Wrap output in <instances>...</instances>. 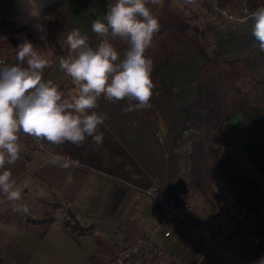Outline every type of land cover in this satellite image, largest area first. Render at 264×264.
Masks as SVG:
<instances>
[{"label":"crops","instance_id":"obj_1","mask_svg":"<svg viewBox=\"0 0 264 264\" xmlns=\"http://www.w3.org/2000/svg\"><path fill=\"white\" fill-rule=\"evenodd\" d=\"M114 2L0 0L8 64L18 63V45L27 39L51 62L43 78L71 96L75 86L58 63L68 53L60 45L78 27L95 47L100 38L91 23ZM152 7L160 30L174 25L192 33L208 17L197 0H165L162 9ZM113 43L123 57L127 45L119 38ZM207 56L197 49L153 75L147 108L125 112L131 101L102 97L95 111L107 117L99 128L103 145L97 150L91 138L80 147L59 145L62 156L78 164L52 163V153L19 134L20 158L6 165L15 190L28 203L50 196L62 209L41 229L37 222L28 232L7 233L0 222V264H104L116 243L140 234H148L163 255L134 256L124 264H253L264 256V133L237 113L220 129L212 128L194 106L195 71ZM152 183L192 200L210 236L148 197L144 190ZM65 211L86 230L72 231Z\"/></svg>","mask_w":264,"mask_h":264},{"label":"clouds","instance_id":"obj_2","mask_svg":"<svg viewBox=\"0 0 264 264\" xmlns=\"http://www.w3.org/2000/svg\"><path fill=\"white\" fill-rule=\"evenodd\" d=\"M164 2L115 0L91 23V32L100 38L95 47L80 28L67 32L60 47L68 55L58 63L75 86L71 96L66 97L52 80L43 78L51 62L27 39L18 45V63L0 66V194L9 201L21 199V192L14 188L13 172L6 167L16 165L20 158V133L52 145L76 147L91 138L98 150L104 141L99 128L107 118L95 111L102 97L109 102L131 101L125 112L149 106L155 85L153 60L146 51L161 27L152 6L162 9ZM252 20V35L264 53V6L252 13ZM117 38L127 45L123 57L113 43ZM51 162H62L59 166L63 168L78 164L59 154ZM14 210L29 211L19 204H14ZM253 264H264V256Z\"/></svg>","mask_w":264,"mask_h":264},{"label":"trees","instance_id":"obj_3","mask_svg":"<svg viewBox=\"0 0 264 264\" xmlns=\"http://www.w3.org/2000/svg\"><path fill=\"white\" fill-rule=\"evenodd\" d=\"M226 2L233 0H222ZM204 11L216 17L206 5ZM253 23L252 18L233 26L207 23L195 26L192 33L166 26L154 35L152 46L146 51L153 60L152 76L168 63L209 46L207 58L195 71L194 106L205 114L212 128L220 129L237 113L264 133V53L252 35ZM66 222L74 232L86 230L74 221Z\"/></svg>","mask_w":264,"mask_h":264},{"label":"built area","instance_id":"obj_4","mask_svg":"<svg viewBox=\"0 0 264 264\" xmlns=\"http://www.w3.org/2000/svg\"><path fill=\"white\" fill-rule=\"evenodd\" d=\"M203 6L206 5L208 10L221 22L230 25L239 24L247 18H252V13L261 6L264 2L251 3L249 0H233V2L222 3V0H197ZM8 62V56L4 49V35L0 33V66ZM34 147L39 150L48 151L53 155H62V150L59 145L49 144L47 141H37L36 139L27 136ZM145 194L150 197L156 204L167 206L171 212L177 215L180 220L198 232L204 237H209L208 229L200 220L194 202L187 198H178L170 195L165 188L157 183H152L144 190ZM115 251L111 255L107 264H122L130 257H145V256H162L163 250L153 239L147 235H136L132 239L124 242L116 243Z\"/></svg>","mask_w":264,"mask_h":264},{"label":"rangeland","instance_id":"obj_5","mask_svg":"<svg viewBox=\"0 0 264 264\" xmlns=\"http://www.w3.org/2000/svg\"><path fill=\"white\" fill-rule=\"evenodd\" d=\"M203 9H204V7H203ZM198 23L196 24V26H199V27H203L207 23L223 24L219 19H217L216 17H213V16H211V17L208 16V17L204 18L203 21H199ZM2 25H3V21L0 17V33L1 34H3L2 29L4 27V26L2 27ZM203 49H205V52H207V54H209V51H210L209 46H204ZM6 64H8V62ZM3 197H0V204H1L0 222L1 223L4 222L3 223L4 229L7 231V233H10V231L11 232H14V231L18 232V231L25 230V229H26V232H28L29 229H27V228L33 227L34 223H37V222L41 224L39 226L40 228H38V229H41V227H43L44 224H46V221L53 219L54 212L60 213V210L62 209L61 205L58 202H56L55 200H52L50 198V196H45V197L40 198L38 200V203H28V201H26L24 199H20L19 201H9L6 196H3ZM2 204H4V205H2ZM6 204L10 208H5ZM14 204L26 205L28 207L29 211L27 213L17 212L14 210V208L11 207V206H14ZM69 213H70L69 211L68 212L65 211L64 218L67 221H72V218H70L68 216ZM5 223H7V225ZM6 226H7V229H6ZM7 236H9V235H7ZM159 256H156V257H159ZM111 257L112 256L108 257L107 262L109 261V259ZM145 257H147V256H145ZM151 257H154V256H151ZM151 261H152V259H151ZM107 262H105L104 264H107ZM124 262L122 264H124ZM149 262H147V263H149Z\"/></svg>","mask_w":264,"mask_h":264}]
</instances>
